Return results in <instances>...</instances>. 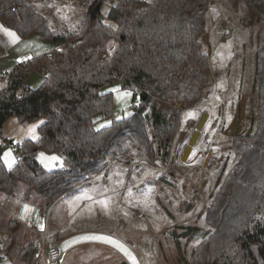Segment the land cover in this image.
Segmentation results:
<instances>
[{
  "label": "trees",
  "instance_id": "1",
  "mask_svg": "<svg viewBox=\"0 0 264 264\" xmlns=\"http://www.w3.org/2000/svg\"><path fill=\"white\" fill-rule=\"evenodd\" d=\"M243 1L250 19L264 26V0ZM210 3L114 0L108 24L101 0H92L78 30L56 32L32 0H0L1 25L20 38L38 32L60 44L0 73V130L10 117L22 124L44 121L37 126L38 139L9 141L19 156L11 169L0 160V194L10 196L23 183L48 208L89 183L106 157L125 161L131 154L127 164L164 163L165 144L178 124L175 106L191 107L208 94L210 62L202 46L210 48ZM254 54L257 128L229 136L233 163L206 209L213 231L193 247L190 264H264V41ZM31 70L44 74L36 87L25 84ZM113 83L139 95L126 117H114L112 92L103 90ZM104 119L110 123L96 127ZM39 151L61 156L63 166L44 169L36 159ZM8 243H0V257ZM34 250L30 244L21 250L28 264H34Z\"/></svg>",
  "mask_w": 264,
  "mask_h": 264
},
{
  "label": "rangeland",
  "instance_id": "2",
  "mask_svg": "<svg viewBox=\"0 0 264 264\" xmlns=\"http://www.w3.org/2000/svg\"><path fill=\"white\" fill-rule=\"evenodd\" d=\"M91 1L76 0V5L71 8L73 13L61 11L59 23L64 25V20H69V30L65 31L80 28ZM113 2L101 0L100 4L102 20L108 24L111 22L107 12ZM209 9L211 18L216 22L223 21L230 34L214 50L212 57L210 48L202 46L209 54L208 94L191 107L175 106L179 111L178 124L171 145L164 149L167 153L164 163L160 160L150 164L141 160L127 164L131 154L125 161L106 157L102 160L103 169L89 183L56 199L48 215L39 218L38 223H32L37 235L22 225L12 226L13 232L23 234L17 233L12 239L0 257V264H28L21 256V250L29 244L37 248L41 244L40 231H45L52 242L70 238L59 245L62 255L58 264H190L193 247L213 231L206 221V209L233 163L229 136L254 132L257 128L258 80L254 74V50L264 41V26L250 19L249 7L243 0H211ZM247 17L248 23L242 21ZM258 30L262 33L259 37ZM3 36L8 37L0 32V37ZM114 46V42H109L108 50L112 51ZM23 60L26 59L19 62ZM28 74L27 79L34 70ZM103 90L112 92L115 118L128 116L130 106L139 102L138 94L121 89L115 83ZM160 104L167 107L166 103ZM204 113L207 117L197 142L181 162L183 148ZM107 123L109 119L98 121L96 127ZM38 124H22L10 117L0 130L1 157L11 151L16 161L15 149L9 141L17 144L32 139L28 129ZM36 159L46 170L63 166L62 157L54 153L39 151ZM23 189L26 192V186L19 183L16 199L22 196ZM28 195V200L43 212L48 210L37 196ZM0 201H4L3 195ZM9 219L0 211V241L5 238L4 234H9L6 231L10 229ZM92 237H107L115 243Z\"/></svg>",
  "mask_w": 264,
  "mask_h": 264
},
{
  "label": "crops",
  "instance_id": "3",
  "mask_svg": "<svg viewBox=\"0 0 264 264\" xmlns=\"http://www.w3.org/2000/svg\"><path fill=\"white\" fill-rule=\"evenodd\" d=\"M32 2L36 10L46 16L53 31L59 32V31L69 30L67 29L69 20L68 21L64 20L65 24L62 25L61 23H59V20H61L59 14L61 13L62 10L70 14L71 8H73V6H75L77 3L76 0H32ZM51 21H54V23H52ZM215 23L216 21L212 19L211 25H215ZM209 27H210V22L208 20L207 30H209ZM16 36L18 37L17 34ZM14 41L17 42L12 44L11 42ZM1 44L3 45V48L0 49V73L10 69L22 59L28 60L37 55L47 53L50 50H54V49L58 50L60 48L59 43L53 42L52 40L49 39H43L41 34L38 32H32L26 37L23 38L18 37V39H14L11 36L4 38L0 37V45ZM38 49L40 50L37 52ZM28 55L31 56L29 58H25ZM43 78H44L43 73L34 71V74L30 75L28 79L26 78L25 84L29 87H36L42 82ZM16 190L12 195L7 197L3 194H0V197L1 195L4 196V201L3 202L0 201V211L4 213L6 218H10L9 223L11 222L10 223L11 226L10 227L8 226V228L10 229L6 230L7 233L9 234H4L5 238L0 241V243H4L7 241L9 242L7 244V249L9 248V244L12 242V239H15V236L18 235L17 233L23 234L18 231L13 232L11 230L13 225L16 224L22 225L23 228L29 229L36 234V229L34 228V225H32V223L35 222L38 223V219L42 218L41 215L42 213H45V217H46L49 213V209L53 205L52 204L51 206H49L48 210L43 212L39 207L35 206L33 203H31L28 200L29 195L27 193V189L26 192L23 189L22 196L17 199L15 198ZM25 205L28 206L27 210H25ZM31 227L32 229H30ZM1 238L2 235H0V239ZM69 240L70 238L68 237L64 241H59L55 243L60 245V243L68 242Z\"/></svg>",
  "mask_w": 264,
  "mask_h": 264
},
{
  "label": "built area",
  "instance_id": "4",
  "mask_svg": "<svg viewBox=\"0 0 264 264\" xmlns=\"http://www.w3.org/2000/svg\"><path fill=\"white\" fill-rule=\"evenodd\" d=\"M207 15L210 22L208 41L212 57L214 50L224 42L223 40L226 39V37L229 36L230 30L223 21H219L216 22L215 25H211L212 18L209 7ZM25 70L28 71L27 68H25ZM15 155L18 157V152L15 151ZM42 218H45V213H42ZM40 236L41 244L34 250V264H39L41 261L43 264H58L62 255L59 245L48 240L45 231H40Z\"/></svg>",
  "mask_w": 264,
  "mask_h": 264
},
{
  "label": "snow or ice",
  "instance_id": "5",
  "mask_svg": "<svg viewBox=\"0 0 264 264\" xmlns=\"http://www.w3.org/2000/svg\"><path fill=\"white\" fill-rule=\"evenodd\" d=\"M0 32H4L6 35L8 36H11L13 37L14 39H18V37L16 36V34L14 32H12L10 29H6L4 28L3 25H0ZM125 95H130V93H125ZM40 124H43L44 121H40L39 122ZM110 123V122H109ZM100 127H104V125H100ZM36 128H37V125H32L29 127L28 129V132L29 134L31 135L32 139L33 140H36L38 139V137L36 136ZM41 157H43V153L40 154ZM50 159L52 160H56L57 157H51ZM0 160H3L4 164L9 168L11 169V167L13 166V164L15 163V160L14 158H12L11 156V151H8V152H5L3 154L2 157H0ZM47 167V165H45ZM28 209V206L25 205V210ZM23 218V217H22ZM41 228H43V225H40ZM92 239H101V240H105L107 242H112V243H115L114 241H109L107 237H92ZM117 247H120L121 249H123V246L122 245H119L117 244L116 245ZM131 258V257H130Z\"/></svg>",
  "mask_w": 264,
  "mask_h": 264
},
{
  "label": "water",
  "instance_id": "6",
  "mask_svg": "<svg viewBox=\"0 0 264 264\" xmlns=\"http://www.w3.org/2000/svg\"><path fill=\"white\" fill-rule=\"evenodd\" d=\"M179 105V106H178ZM177 106L180 107L181 104H178ZM207 117V114L204 113L201 118L199 119L196 127H195V130L192 132L190 138H189V141L188 143L184 146L183 148V151H182V154H181V157H180V161L183 162V159L188 157V155L191 153L192 151V148L194 147V145L196 144L197 142V139L199 137V134H200V130L204 124V119ZM168 142H166L165 146H167ZM166 155V153H164V156ZM119 264H126L125 262H121Z\"/></svg>",
  "mask_w": 264,
  "mask_h": 264
},
{
  "label": "flooded vegetation",
  "instance_id": "7",
  "mask_svg": "<svg viewBox=\"0 0 264 264\" xmlns=\"http://www.w3.org/2000/svg\"><path fill=\"white\" fill-rule=\"evenodd\" d=\"M172 140H173V139H172ZM172 140H171V141H172ZM171 141L168 142L167 146H165L164 149H167V147L171 145ZM164 153H166V151H165ZM166 155H167V153H166ZM166 155H165V156H166ZM162 159H163V161H164V156H162Z\"/></svg>",
  "mask_w": 264,
  "mask_h": 264
}]
</instances>
